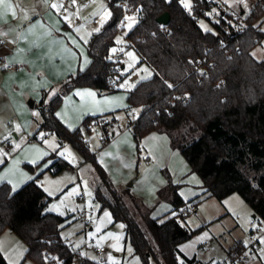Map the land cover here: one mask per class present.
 I'll return each instance as SVG.
<instances>
[{"label":"trees","instance_id":"1","mask_svg":"<svg viewBox=\"0 0 264 264\" xmlns=\"http://www.w3.org/2000/svg\"><path fill=\"white\" fill-rule=\"evenodd\" d=\"M106 1L112 15L87 40L90 63L70 74L61 90L47 101L42 97L38 130L54 133L60 145L70 143L92 165L94 200L110 209L114 221L124 223L125 241L143 264H150L152 258L157 264L194 260L179 249V244L189 239L194 230L184 224L186 214L177 210L189 202L196 204L199 196L184 200L175 189L171 196L174 213L163 219L150 216L149 210L128 197L131 207L124 192L98 162L80 128L69 129L55 112L63 96L76 87H91L98 94L117 90L111 83L116 80L121 63L111 56V49L116 45L124 14L134 10L137 20L125 38L153 71L148 79H138L126 95L124 110L137 152L148 133H167L171 145L179 149L202 179L205 189L200 195L223 201L237 193L257 222L264 223V60L251 53L264 39V30L255 24L264 17V10L257 7L249 11L241 29L229 25L225 16L220 17L213 32L205 31L198 23V17L210 8L212 0H194L190 10L180 0ZM165 11L170 20L162 28L156 18ZM133 108H140L135 116L129 113ZM109 113L96 115L103 118L104 131L115 119L109 118ZM68 165L66 160L55 158L15 191L7 182L0 183V233L9 229L17 234L26 244L24 258L37 264H45V253L61 264H73L72 245L61 236L65 217L45 210L49 198L38 182L45 170L57 173ZM25 166L34 171L39 164ZM136 215L150 232L157 252ZM0 264H9L1 251ZM77 264L98 263L85 258Z\"/></svg>","mask_w":264,"mask_h":264},{"label":"crops","instance_id":"2","mask_svg":"<svg viewBox=\"0 0 264 264\" xmlns=\"http://www.w3.org/2000/svg\"><path fill=\"white\" fill-rule=\"evenodd\" d=\"M250 1L248 0L249 10L246 16L250 11ZM10 2L14 6L16 15L13 16L11 11L0 15V37L4 41V46L0 48V58L18 64L20 69L17 71L4 70L0 66V160H2L0 170L2 167H7L12 161H18V164L14 165L15 169H12L8 177L9 180L18 185L16 188L18 189L30 180L27 177L33 178L37 172L46 168H42L45 164L43 162L51 157L52 153H48L47 148H39L40 151L34 153L38 154L35 158H39L41 152H46L47 155L39 159V166L32 171L21 166V164L34 165L29 162L34 158L23 157L29 152L27 147L12 154L9 159L6 158L3 150L5 152L11 151L8 146L11 142H24L28 137L35 139L34 136L38 134L37 128L41 121L39 105L42 97L45 96V101H47L61 90L62 82L70 74L86 68L88 64L85 66L83 61L85 57L90 61V56L84 40H88L89 33H94V29L101 28L103 23L98 22L97 16L84 17L83 13L90 6V0H75V3L73 0H10ZM53 4L58 7H52ZM0 12L3 10L0 9ZM241 13L245 14V11L243 10ZM221 15L231 16L230 13L226 12H222ZM259 21H264V17H261ZM73 39L80 45L79 48L72 44ZM72 53L76 55L73 56ZM116 55L119 56L117 60L121 61L122 52L116 51L112 57L116 59ZM134 75L131 81L135 84L139 78L137 74ZM115 88H120L118 82ZM77 92H93L96 95L95 97L80 96L76 94ZM124 95L123 93L115 94L102 99L91 87H76L63 96L55 113L58 119L69 129L79 128L83 120L96 114L99 108L104 110L102 111L104 113L113 112L119 107L124 108L126 99V95L125 97ZM102 102L108 103L109 106L101 108ZM33 113H39V115H33ZM114 125L116 124L110 123L106 127V129H111V139L106 141L105 148L100 152L94 150L98 162L103 164L101 165L109 178L112 179L113 184L122 191L127 180L134 176L136 168L138 170L140 167L141 178L133 177L132 182L138 180L137 184L141 185L145 181L143 177H147L146 181L152 187L151 192L154 188L157 189L156 199L168 200L171 203V197L164 193L160 195V191L169 185L170 180L171 182L174 181V184H182L188 169L191 171L192 169L186 159L185 162L187 163L183 164L176 152L179 149L172 147L169 135L159 131H152L145 135L141 140L144 148L141 150L140 161L138 162L135 142L128 123L126 129L119 128L117 130ZM42 138L41 136L39 140H35L41 142ZM33 145L39 146L36 143ZM104 150L108 152V155H104ZM177 164H180V167ZM163 166L169 168L170 180L159 175L158 170ZM2 182H7V180ZM190 182H195L197 188L184 187L178 190L176 188L177 194L184 200L199 196L205 189L200 176L199 178L193 176ZM9 185L12 190V185ZM172 207L171 204V209ZM251 216L255 219L253 213ZM250 222L251 220L248 225L252 232L251 228L258 225V222L256 220L254 225H251ZM256 229L255 238L249 245H245L241 239L236 238H232L230 243L225 244V257L236 252L238 246L239 250L245 251L250 256L248 264H264V251H262L264 250V228L257 227ZM214 239V237H210L209 242H213ZM0 251L3 254L1 247ZM192 258L200 260L197 255Z\"/></svg>","mask_w":264,"mask_h":264},{"label":"rangeland","instance_id":"3","mask_svg":"<svg viewBox=\"0 0 264 264\" xmlns=\"http://www.w3.org/2000/svg\"><path fill=\"white\" fill-rule=\"evenodd\" d=\"M90 1V6L83 13L84 17L92 18L97 16L98 22L104 23L109 18L105 17L102 22L101 17L103 16L104 11L107 10L110 12L107 1ZM189 2L191 3L192 8L194 0H189ZM246 4L248 6L244 7L243 4L234 5L233 0H228L227 3H225L224 0H212L210 8L205 11L204 15L198 17V23L201 26V21H203V23L210 28L211 31L215 32L214 23L219 21V16L223 17V15H221L222 12H226L231 15L230 17L225 16L229 25L235 29H241L246 25L244 16H246L247 11L249 10L248 0H246ZM101 5H103V7H101ZM213 10H215V12ZM243 10L245 11V14L241 13ZM78 11L79 9L77 12ZM206 13H211V15H206ZM126 16H134L137 20L136 15L131 12H126L124 14V20ZM255 24L258 25L260 30H264V21L256 20ZM129 30L130 29L126 27V22L122 23L121 29L116 34L115 41H117V37H120L123 42H116V45L112 47V49L115 48L119 52L123 49L121 51L122 57L120 62L124 65V67L120 68V71L115 75L120 88L110 93L99 94L102 99L115 94L123 93L127 95V88L129 89L131 85L134 84V82L131 81L132 75L137 74L138 78L141 79V76L150 77L153 73L152 69L140 60V57L135 49L128 45L125 35ZM129 52L133 53L135 59L127 55ZM251 53L256 59L264 60V39L254 46ZM112 54L114 53L111 51V56ZM129 65H132V67H129ZM143 69H147L148 71L145 72ZM125 82L127 83L125 84ZM121 84H125V87H121ZM125 105H127L126 99L124 107ZM106 106H109V104L102 102L101 108ZM102 111L104 110H100L99 108L98 112L91 116L105 114ZM139 111L140 108H133L129 111V113H131L132 116H135L139 113ZM107 116L109 118L114 116L118 120V123H115L116 125H114L115 129L119 130V128H127L128 116L124 108L119 107L117 110H114L112 114H107ZM79 128L83 137L88 140L90 148L93 151H102L105 148L106 141L111 139V129H107L109 137L108 139H104L105 133L101 127H97L89 131L80 126ZM37 133L43 137L41 142H37L35 139L28 137L24 142H11V144H8L11 151L5 152L3 150V152L5 153L6 158L9 159L12 154L27 147L29 152L24 154L23 157L38 159L35 158L38 154H34L37 149L47 148L48 153H53L55 157H48V159H46L43 163L48 165L55 158H62L69 163L67 167L61 169L57 173H54L51 170H46L39 177L40 185L44 190H48L45 191L49 198L48 203L45 206V210L65 217L64 226L61 230V236L74 248L78 249L81 254L86 255L92 260H95V256L90 248L93 245H103L106 247L105 257L111 264H117L119 262H122L123 264H143L141 258L133 253L131 244L128 241H125L124 223L122 221H114L110 209L108 207H101L100 202L98 200H94V169L92 165L85 161L82 155L70 143L64 142L60 145L54 133L46 132L43 129L38 130V128ZM33 143H36L39 146L33 145ZM15 145H19V147H16ZM3 147H5V145H3ZM143 148L144 146L141 141L140 150ZM65 150H67V152ZM176 152L182 159L183 164H186L187 162H185V158L182 153L180 151ZM61 153H64V155H61ZM104 153L105 156L108 155V152L105 151ZM136 153L138 155L137 158L139 162L141 151L137 152L136 148ZM45 164L42 168H45ZM14 165L15 164L12 161L7 165V167H2L0 170V176L7 174L9 177L12 169L15 167ZM21 166L26 168L25 165L21 164ZM177 166L180 167V164H177ZM183 166L185 167V165ZM169 171V168H165V166L158 170L159 175L164 177L166 180H170ZM136 176L137 179L141 178L140 167L138 170L136 168L135 175L130 177L124 184L125 187L122 191L125 194L124 196L126 197L127 202H129L128 197L133 198L140 206L149 210L150 216H159L160 219H163L166 215L173 214L174 212L171 209V203L168 200H157V189L154 188L153 192H151L152 187L149 182L146 181L148 178L143 177V179H145L144 183L138 185V180L134 183L132 182L133 177ZM193 176H197L199 178L196 172L188 169L187 175L182 184H174V181L171 182L170 180L169 185L163 191H160V195L164 193L171 197L176 188L177 190L184 187L197 188L195 182H190V180L193 179ZM73 189H75V191H73ZM196 200L197 203L195 204V210L186 214L183 220L186 226L194 230V233L189 239L179 244V249L182 250L180 251L187 258H192L194 255H197L200 261L224 260L227 257H225L226 251L224 249V245L230 243L232 238L241 239L245 245H249L255 238V234L257 233L256 228H264V223H258V225L251 228V232L248 225V222L253 219L251 216V209L237 193L227 196L223 199V201L218 200L214 196L202 195H199ZM53 206H55V209L50 210L53 209ZM130 206L132 207L131 203ZM91 207L94 208V212L92 214L89 213ZM132 210L135 212L134 208H132ZM105 213H108V215L105 216ZM137 217L138 222L141 224L147 237L152 241L154 249L157 252V247L150 232L144 226L143 220L139 218V216ZM120 225H123V227H120ZM109 233L112 235L109 236ZM116 237H119V239H116ZM210 237L215 238L213 242H209ZM0 247L9 264H37L29 258H24L26 244L17 234L9 229H4L0 233ZM129 249H131V251H129ZM44 259L45 264H51L47 261L45 256ZM55 260H57V258ZM150 264H157V260L152 258Z\"/></svg>","mask_w":264,"mask_h":264},{"label":"built area","instance_id":"4","mask_svg":"<svg viewBox=\"0 0 264 264\" xmlns=\"http://www.w3.org/2000/svg\"><path fill=\"white\" fill-rule=\"evenodd\" d=\"M257 7H260L262 10H264V0H251L250 1V11H254ZM131 13L136 15V12L134 10L130 11ZM4 46V41L3 39L0 37V48ZM119 58L118 55H116V59ZM0 66L4 69V70H19L20 66L16 63L13 62H8L6 61L4 58H0ZM203 74H205L203 72ZM132 75L131 79L133 78ZM112 87H117V80H114L111 83ZM104 123V120L102 117L100 116H91L89 118H87L86 120H84L81 124V127L85 130H92L94 128L97 127H101ZM112 123H118L117 119H114L112 121ZM105 133V137L109 136V132L108 130L104 131ZM34 138L36 140H39L41 138V136L39 134H36L34 136ZM195 210V204L194 203H186L184 205H182L180 208H178L177 212L180 214H188L192 211ZM94 212V208L91 207L89 210V213L92 214ZM256 223L255 219H252L250 224L254 225ZM92 253L95 256V261L98 264H111L108 262V260L105 257V253H106V247L103 245H93L91 248ZM71 253L73 255V263H78L80 261H82L85 258H88L86 255L81 254L78 249L74 248L73 246L71 247ZM45 258L47 259V261H49L51 264H61L60 261L55 260L52 255H49L48 253L44 254ZM249 262V255L248 253H246L243 250H240L238 252H234L232 254H229L226 259L224 260H220V261H200L197 259L194 260H182L180 262V264H248ZM117 264H123L122 262H119Z\"/></svg>","mask_w":264,"mask_h":264},{"label":"snow or ice","instance_id":"5","mask_svg":"<svg viewBox=\"0 0 264 264\" xmlns=\"http://www.w3.org/2000/svg\"><path fill=\"white\" fill-rule=\"evenodd\" d=\"M224 2L227 3L228 0H224ZM73 3H75V0H73ZM181 3L183 4V7H184V8L189 9V10L191 9V3L189 2V0H181ZM233 4H234V5H235V4H243L244 7H247V6H248V5L246 4V0H233ZM52 7L55 8V7H58V6L55 5V4H53ZM101 7H103V5H101ZM0 9L3 10V12H0V15H2L3 13H6V12H8V11H11L13 16L16 15V12H15L14 6H13V4L10 2V0H0ZM213 11L215 12V10H213ZM111 15H112L111 12L105 10L103 16L101 17L102 22H103V20H104L105 17H110ZM206 15H211V13H206ZM135 21H136V18H135L134 16H126V17H125V20L122 21V23H125V22H126V27L129 28V29H131L132 26H133V24L135 23ZM161 27L163 28V25H161ZM201 27L204 28L205 31H211V29L208 28V27L203 23V21H201ZM30 30H31V29H30ZM57 31H59V29H57ZM77 31H79V29H77ZM94 31H95V32H99V31H100V28H96V29H94ZM65 35H67V34H65ZM89 35H91V33H89ZM69 39H71V37H69ZM82 39H83V38H82ZM71 42H72V44L75 45L77 48L80 47V45L77 43L76 40L73 39ZM84 42L87 43V40L85 39ZM116 42H117V43H122V42H123V41H122V38L117 37V41H116ZM122 50H123V49H121V51H122ZM111 51H112L113 53H115V52L117 51V49L113 48V49H111ZM81 52H82V50H81ZM72 55L75 56L76 54H75V53H72ZM127 55H128L129 57H132L133 59H135V57L133 56V53L129 52V53H127ZM109 58H111V57H109ZM83 63H84V65L86 66L88 63H90V61H88L87 58L85 57ZM190 63H191V62H190ZM129 67H132V65H129ZM143 71L147 72L148 70H147V69H143ZM149 75H151V74H149ZM148 78H149L148 76H141V79H148ZM126 83H127V82H125V84H126ZM125 84H121L120 86H121V87H125ZM167 86H168L169 88L173 87V85H171V84H168ZM131 87L134 88V87H135V84H132ZM76 94H77V95H80V96L87 95V96H90V97H95V95H96V94L93 93V92H87V93L77 92ZM133 111H135V110H133ZM33 115H39V113H33ZM57 115H60V114L57 113ZM15 146H16V147H19V145H15ZM37 151L39 152L40 150L37 149ZM65 151L67 152V150H65ZM46 155H47L46 152H41V153H40V157H39L38 159H34V160L29 161V162L32 163V164H34V165H38V164H39V159H42V158H43L44 156H46ZM61 155H64V153H61ZM0 162H2V160H0ZM13 163H14V164H18V161H13ZM45 167H47V164H45ZM25 175H26V174H25ZM27 178H28V179H33L32 177H27ZM5 180H7V182H8L9 184L12 185V190L15 191L16 188L18 187V185H17V184H14L11 180H9L7 174L0 176V182L5 181ZM45 191H48V190L45 189ZM73 191H75V189H73ZM50 194H51V193H50ZM54 209H55V206H53V209H50V210H54ZM107 215H108V213H105V216H107ZM120 227H123V225H120ZM98 231H99V229H98ZM108 235L111 236L112 234L109 233ZM116 239H119V237H116ZM129 251H131V249H129ZM262 251H264V250H262Z\"/></svg>","mask_w":264,"mask_h":264},{"label":"water","instance_id":"6","mask_svg":"<svg viewBox=\"0 0 264 264\" xmlns=\"http://www.w3.org/2000/svg\"><path fill=\"white\" fill-rule=\"evenodd\" d=\"M170 20V14L168 11H165L163 13H161L159 16H157L156 18V21L159 23V24H162V25H166L168 24ZM124 65L122 64L120 68H123ZM253 217H255V214H253Z\"/></svg>","mask_w":264,"mask_h":264}]
</instances>
